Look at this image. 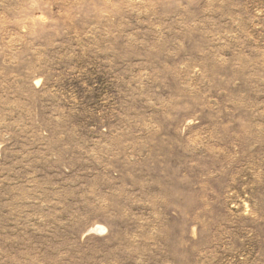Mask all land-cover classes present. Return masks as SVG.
<instances>
[{
    "label": "rangeland",
    "instance_id": "1",
    "mask_svg": "<svg viewBox=\"0 0 264 264\" xmlns=\"http://www.w3.org/2000/svg\"><path fill=\"white\" fill-rule=\"evenodd\" d=\"M0 264H264V0H0Z\"/></svg>",
    "mask_w": 264,
    "mask_h": 264
}]
</instances>
